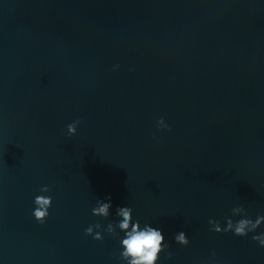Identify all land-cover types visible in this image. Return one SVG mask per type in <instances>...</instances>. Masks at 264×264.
<instances>
[{"label":"water","instance_id":"1","mask_svg":"<svg viewBox=\"0 0 264 264\" xmlns=\"http://www.w3.org/2000/svg\"><path fill=\"white\" fill-rule=\"evenodd\" d=\"M106 196L163 231L161 264H264L208 225L264 215V0H0V264H121L84 235Z\"/></svg>","mask_w":264,"mask_h":264},{"label":"clouds","instance_id":"2","mask_svg":"<svg viewBox=\"0 0 264 264\" xmlns=\"http://www.w3.org/2000/svg\"><path fill=\"white\" fill-rule=\"evenodd\" d=\"M119 68V65H114L112 71H118ZM81 123L82 121L77 119L68 124L67 137L76 136ZM155 128L157 133L171 131L163 117L156 121ZM152 139L155 141L158 137L153 134ZM49 192L48 186H42L39 189L40 194L33 201L34 207L31 215L39 225H44L50 216L53 201L52 197L48 195ZM111 199V196L98 199L92 209V215L98 220L109 221L106 227L101 223L89 225L85 229L84 235L97 242L103 241L105 234L116 239L121 264H161L162 255L166 261H172L173 252L163 231L150 222H142L139 218L134 217L131 206L116 207L113 216ZM110 216L113 217L111 220H109ZM208 225L209 230L218 235L230 233L241 239L251 235L252 241L259 248L264 249V231H260L264 226V215L257 214L253 219L243 205L233 206L230 215L224 217L223 221L209 219ZM174 241L182 248H187L190 245V240L183 231L175 234ZM205 264H221L216 251L210 252L209 259L205 261Z\"/></svg>","mask_w":264,"mask_h":264}]
</instances>
